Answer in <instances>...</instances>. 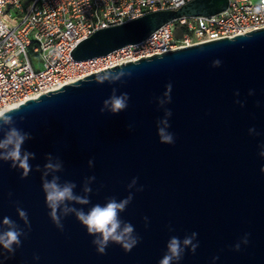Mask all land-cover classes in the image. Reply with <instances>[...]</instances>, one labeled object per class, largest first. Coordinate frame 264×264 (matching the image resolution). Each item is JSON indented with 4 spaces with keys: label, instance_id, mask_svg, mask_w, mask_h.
Instances as JSON below:
<instances>
[{
    "label": "water",
    "instance_id": "obj_1",
    "mask_svg": "<svg viewBox=\"0 0 264 264\" xmlns=\"http://www.w3.org/2000/svg\"><path fill=\"white\" fill-rule=\"evenodd\" d=\"M227 7L228 0H193L177 10L151 12L95 32L77 44L72 56L78 61L105 56L142 42L174 19L214 15ZM214 60L221 65L212 67ZM121 72L130 75L100 84L102 77ZM169 83L172 99L165 107L172 111V145L160 143L157 135L164 112L156 98ZM113 88L117 95L128 93V107L101 114ZM12 109L17 111L15 126L32 136L23 149L36 158L24 179L21 170L0 161V222L7 216L24 228L18 202L31 230L14 255L0 246V264H158L170 237L183 239L192 232L198 233L199 247L195 254L186 250L179 264H264V158L259 155L264 145V28L116 65ZM249 128L259 135H250ZM48 153L63 162L57 175L62 182H75L78 194L86 177H96L92 204L127 197V185L138 178L137 187L144 190L132 189L134 198L120 214L141 238L131 252L109 244L106 254L97 253L93 237L73 215L63 218V231L57 229L41 172L35 171L37 164L43 169ZM76 207L87 211L91 204ZM246 233L249 243L233 250Z\"/></svg>",
    "mask_w": 264,
    "mask_h": 264
},
{
    "label": "built area",
    "instance_id": "obj_2",
    "mask_svg": "<svg viewBox=\"0 0 264 264\" xmlns=\"http://www.w3.org/2000/svg\"><path fill=\"white\" fill-rule=\"evenodd\" d=\"M193 0H0V107L116 65L264 28L262 0H228L214 15L179 17L135 45L78 61L74 48L95 32L151 12L177 10Z\"/></svg>",
    "mask_w": 264,
    "mask_h": 264
},
{
    "label": "clouds",
    "instance_id": "obj_3",
    "mask_svg": "<svg viewBox=\"0 0 264 264\" xmlns=\"http://www.w3.org/2000/svg\"><path fill=\"white\" fill-rule=\"evenodd\" d=\"M264 10V0L259 7L255 9L256 12ZM221 65L220 60H214L212 67L216 68ZM125 75L130 73H117L112 74L100 79V84L105 82L111 84L121 81ZM172 84L169 83L165 86V91L161 97L156 98V103L159 109H162L164 116L157 121V135L162 144L172 145L175 143L174 134L169 132L170 128L169 118L172 116L171 109L165 107L171 103ZM237 97L240 93H234ZM249 96L254 95L253 90H249ZM129 95L128 93H121L117 95V89H112V94L109 98L105 99L100 108V113L105 112L111 114H118L128 107ZM235 103L241 107L244 102L236 100ZM17 111L9 107H0V161L10 162V167L13 169L21 170V179L27 178L33 170L30 164L31 160L36 158L34 152H29L23 149L26 141L32 139L28 132L16 127L14 114ZM23 120V117H21ZM129 125V130H131ZM250 135H259L255 128H249ZM262 150L259 155L264 158V145L261 146ZM46 163L43 169L39 164L35 166V171L41 172L42 191L45 194L46 206L49 209V217L57 229L63 231L64 224L63 218L73 215L76 220L86 229L89 236L93 237L91 243L95 246L97 253L104 255L109 244H118L127 253L137 246L140 242V237L136 234L134 226L126 221H123L120 214L127 209V206L134 198L136 192L143 191V186L137 187L138 178H133L127 185L129 194L127 197L117 200L116 197H108L103 204H92L90 194L93 192L91 185L96 181V177L88 176L83 180L81 192L78 194L75 189L77 184L72 181H61V177L57 175L63 171V162L59 157H54L51 153L45 156ZM89 168L94 167V160L88 161ZM264 172V168L261 169ZM49 177H51L49 179ZM11 195V194H10ZM87 211L83 207H76V205L87 206L90 205ZM16 212L21 221H23L24 228H21L10 217L5 216L2 220V228H0V246L4 252L9 256L15 254L17 248L22 244L21 237L27 238L28 232L31 230V224L28 214L23 210L19 203L16 204ZM145 226L147 227L148 218H143ZM27 229V231L25 230ZM174 229L169 226V231ZM198 233L192 232L186 235L183 239L177 236L169 238L166 244V252L159 260L158 264H179L182 260L185 251L189 250L195 254L199 247L197 240ZM249 234H245L239 242L233 245V250L239 251L241 245L249 243ZM34 260H39V256H34ZM219 257H213V260Z\"/></svg>",
    "mask_w": 264,
    "mask_h": 264
}]
</instances>
